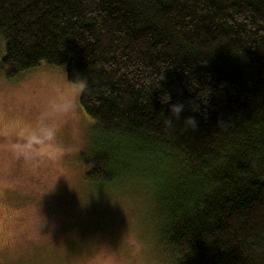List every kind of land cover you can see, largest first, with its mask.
Here are the masks:
<instances>
[{
	"label": "trees",
	"instance_id": "trees-1",
	"mask_svg": "<svg viewBox=\"0 0 264 264\" xmlns=\"http://www.w3.org/2000/svg\"><path fill=\"white\" fill-rule=\"evenodd\" d=\"M0 43L6 79L82 87L87 178L126 171L165 264H264V0H0Z\"/></svg>",
	"mask_w": 264,
	"mask_h": 264
},
{
	"label": "rangeland",
	"instance_id": "rangeland-1",
	"mask_svg": "<svg viewBox=\"0 0 264 264\" xmlns=\"http://www.w3.org/2000/svg\"><path fill=\"white\" fill-rule=\"evenodd\" d=\"M81 91L64 67L0 71V264H165L155 212L140 188L128 193L126 171L87 178L108 151Z\"/></svg>",
	"mask_w": 264,
	"mask_h": 264
},
{
	"label": "clouds",
	"instance_id": "clouds-1",
	"mask_svg": "<svg viewBox=\"0 0 264 264\" xmlns=\"http://www.w3.org/2000/svg\"><path fill=\"white\" fill-rule=\"evenodd\" d=\"M167 97L164 98V101L166 102L167 101ZM172 111L174 114H178L180 111H181V106H174L172 108ZM168 123H171L170 121H167ZM188 123H194V121H192L191 119H189Z\"/></svg>",
	"mask_w": 264,
	"mask_h": 264
},
{
	"label": "bare ground",
	"instance_id": "bare-ground-1",
	"mask_svg": "<svg viewBox=\"0 0 264 264\" xmlns=\"http://www.w3.org/2000/svg\"><path fill=\"white\" fill-rule=\"evenodd\" d=\"M147 186V185H146ZM144 187H145V184H144ZM146 191V190H145ZM141 196V195H140ZM143 197V196H142ZM141 199V198H140ZM143 199V198H142ZM151 202V201H150Z\"/></svg>",
	"mask_w": 264,
	"mask_h": 264
},
{
	"label": "flooded vegetation",
	"instance_id": "flooded-vegetation-1",
	"mask_svg": "<svg viewBox=\"0 0 264 264\" xmlns=\"http://www.w3.org/2000/svg\"><path fill=\"white\" fill-rule=\"evenodd\" d=\"M1 136V135H0ZM1 140V139H0Z\"/></svg>",
	"mask_w": 264,
	"mask_h": 264
}]
</instances>
